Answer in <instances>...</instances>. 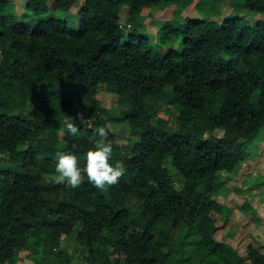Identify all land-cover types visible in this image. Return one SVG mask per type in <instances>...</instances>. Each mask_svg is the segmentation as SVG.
<instances>
[{
	"label": "trees",
	"instance_id": "obj_1",
	"mask_svg": "<svg viewBox=\"0 0 264 264\" xmlns=\"http://www.w3.org/2000/svg\"><path fill=\"white\" fill-rule=\"evenodd\" d=\"M181 1L84 0L73 30L77 0H26L20 22L0 0V158L14 166L0 171V264H18L30 245L66 264L61 246L77 228L88 264H264L259 250L249 246L245 259L218 236L216 203L264 130V20L242 14L264 17V0H233L226 17L201 1L182 23L175 10L158 32L160 55L134 22ZM103 86L131 129L126 146L96 96ZM162 105L169 119L157 116ZM78 112L88 123L68 135ZM101 126L110 162L126 169L119 183L56 184V153L83 167Z\"/></svg>",
	"mask_w": 264,
	"mask_h": 264
},
{
	"label": "rangeland",
	"instance_id": "obj_2",
	"mask_svg": "<svg viewBox=\"0 0 264 264\" xmlns=\"http://www.w3.org/2000/svg\"><path fill=\"white\" fill-rule=\"evenodd\" d=\"M201 1L206 2L205 4L209 9L221 11L223 17L233 12V0H183L181 3H176L177 5L162 3L155 8L146 9L143 15L135 20L134 24L137 25L135 32L150 37L156 53L162 55L166 49L161 48L158 41L160 28H163L162 26L170 19L175 10L178 12L175 16L177 23H182L181 19L196 15L199 13ZM24 2L26 0H11V3L6 7L7 13L17 18L19 22L25 16ZM83 2L84 0H77V6L71 14L74 18L68 20L70 29H78L75 12L80 9ZM126 13L127 9L124 10L123 15L125 21ZM242 14L252 20L253 23L264 20V17L257 13L247 11ZM96 96L102 103V107L107 111L106 117L110 115L108 126L117 135V145L121 147L128 145V142L132 139L131 129L126 121L122 120L117 95L103 86ZM170 110V106L162 105L157 116L169 119L171 117ZM60 133L61 138H63V133ZM215 135L221 136L222 132L217 131ZM247 153L246 161L239 164L234 172L230 174L224 194L216 199V203L221 206V210L217 211L219 216L217 223L218 236L229 241L245 259L249 255V246L259 250L262 255L264 254V130L261 133V140L250 147ZM167 168L172 175L175 187L181 189L184 186L183 178L174 169L171 162L167 165ZM12 169H14V166L9 163L7 158L0 160V171ZM78 233L79 229L77 228L62 243L60 252L61 255L63 254L62 257H66L64 258L66 264H88L84 261V256L76 242ZM42 252L43 248L37 250L34 245H30L19 255L18 264H52L49 262L47 254Z\"/></svg>",
	"mask_w": 264,
	"mask_h": 264
},
{
	"label": "clouds",
	"instance_id": "obj_3",
	"mask_svg": "<svg viewBox=\"0 0 264 264\" xmlns=\"http://www.w3.org/2000/svg\"><path fill=\"white\" fill-rule=\"evenodd\" d=\"M88 123L83 113H77L75 118L71 117L66 122L68 135L77 136L80 128L75 121ZM98 139L94 140V147L86 153L85 164L80 166L77 155L72 152L58 151L56 153V167L54 182L62 184L71 189L79 188L87 182L94 188L105 191L108 187L119 183L126 169L122 161H116L113 165L110 161L113 154V145L109 141V130L101 126L95 129ZM75 147V146H74Z\"/></svg>",
	"mask_w": 264,
	"mask_h": 264
}]
</instances>
